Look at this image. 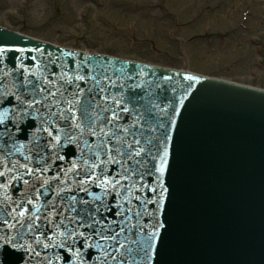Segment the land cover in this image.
Instances as JSON below:
<instances>
[{
  "label": "snow or ice",
  "instance_id": "obj_1",
  "mask_svg": "<svg viewBox=\"0 0 264 264\" xmlns=\"http://www.w3.org/2000/svg\"><path fill=\"white\" fill-rule=\"evenodd\" d=\"M16 71V91L0 92V248L31 264H153L185 97L100 58ZM26 124L18 146L9 125Z\"/></svg>",
  "mask_w": 264,
  "mask_h": 264
},
{
  "label": "water",
  "instance_id": "obj_2",
  "mask_svg": "<svg viewBox=\"0 0 264 264\" xmlns=\"http://www.w3.org/2000/svg\"><path fill=\"white\" fill-rule=\"evenodd\" d=\"M0 35L3 44L23 42L21 37L1 30ZM23 43L40 46L31 41ZM22 49L0 56V79L8 84L0 82V92L16 91V69L21 63L32 70L53 60L51 55ZM65 57L68 62L64 64L71 65L73 58ZM82 58L75 59L79 62ZM89 58H100L116 72L134 66L97 56ZM135 68L143 73L142 80L163 82L162 89L153 91L185 97L178 105L179 130L174 133L178 143L166 177L169 196L161 217L165 229L161 230L162 243L158 242L153 264H264V102L251 90L222 83L198 84L191 75ZM189 76L195 79L189 81ZM208 100L217 105L214 114L202 110ZM235 108L240 111L237 118L229 116ZM29 127L32 125L26 124L25 131L15 133L9 125L18 146H28L25 137ZM3 195L0 190V197ZM0 264L31 261L24 250L6 246L0 248Z\"/></svg>",
  "mask_w": 264,
  "mask_h": 264
},
{
  "label": "rangeland",
  "instance_id": "obj_3",
  "mask_svg": "<svg viewBox=\"0 0 264 264\" xmlns=\"http://www.w3.org/2000/svg\"><path fill=\"white\" fill-rule=\"evenodd\" d=\"M197 1L198 20L185 16L188 0H0V23L55 44L176 68L185 55L193 72L264 88V0ZM244 12L247 30L237 27Z\"/></svg>",
  "mask_w": 264,
  "mask_h": 264
}]
</instances>
